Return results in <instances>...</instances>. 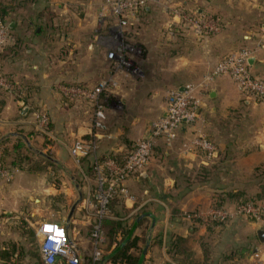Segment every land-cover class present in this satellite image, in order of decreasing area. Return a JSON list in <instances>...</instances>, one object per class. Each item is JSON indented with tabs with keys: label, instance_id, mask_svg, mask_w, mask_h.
<instances>
[{
	"label": "crops",
	"instance_id": "1",
	"mask_svg": "<svg viewBox=\"0 0 264 264\" xmlns=\"http://www.w3.org/2000/svg\"><path fill=\"white\" fill-rule=\"evenodd\" d=\"M81 1L80 8L89 12L85 14L97 18L103 0ZM0 2L16 6L6 18L13 42L0 59L13 86L12 92L0 89V151H8L5 164L17 150L38 164L32 170L29 160L13 164L11 177L0 184V251L9 242L17 246L10 260L0 256V264L14 261L31 235L41 257L37 228L43 220L66 228L83 264L92 254L95 182L88 169L92 157L76 164L69 150L72 142L93 136L95 154L104 156L131 150L150 124L164 115L169 90L200 80L228 52L255 47L264 31V0H163L145 7L124 30L126 40L140 51L132 56L142 68L137 65V75L129 68H112L106 57L109 26L100 23L104 32L95 33L98 25L86 15L72 17L74 2ZM177 5L217 16L222 29L202 38L178 28L171 14ZM66 10L72 11L63 14ZM248 65L253 75L264 79V48L253 53ZM108 76L117 81L108 98L112 94L118 106L107 99L105 128L94 130L92 103L82 97L66 98L60 87L95 85ZM37 110L48 116L45 129L34 119ZM198 132L215 144L213 157L202 151L179 152L182 142ZM260 185L264 102L239 92L229 76H217L202 95L198 119L182 123L171 146L158 138L141 175L124 181L129 192L117 205L131 225L129 235L145 240L138 264H182V256L172 249L174 236L187 239L194 264H264L258 225L236 215L225 221L191 215H204L218 201L231 208L235 202L231 194L255 196ZM105 247L108 254L114 244Z\"/></svg>",
	"mask_w": 264,
	"mask_h": 264
},
{
	"label": "built area",
	"instance_id": "2",
	"mask_svg": "<svg viewBox=\"0 0 264 264\" xmlns=\"http://www.w3.org/2000/svg\"><path fill=\"white\" fill-rule=\"evenodd\" d=\"M163 0H103L100 5L99 17L111 20L106 57L111 61L113 69L129 68L136 74L139 72L133 62V55L139 54V49L125 38L124 30L131 19L140 10L150 5L161 4ZM172 17L180 28L188 29L194 36L205 38L219 33L222 25L217 19L207 17L195 10H186L177 5L172 9ZM13 42L8 21L0 18V59L5 48ZM264 48V31L253 49L240 48L222 56L198 81H191L168 92V100L164 115L150 124L147 133L139 138L133 148L125 153L122 161L112 157L98 159L95 156L96 142L76 139L69 150L76 164L87 156L92 155L93 179V221L90 231L92 245L91 263L104 264L102 256L105 235L101 227V218L107 214V205L117 193L126 197L128 191L124 181L132 175H141L147 166L153 147L158 138H162L167 146H171L177 138L182 123L193 124L199 117L202 95L207 91L209 83L215 77L227 75L235 84L237 90L244 95H252L264 102V79L252 74L248 59L259 49ZM134 68V69H132ZM137 69V71H136ZM117 86V81L108 76L99 80L95 85H61V90L68 98L82 97L93 105L92 128L102 130L106 125V100L109 93ZM0 89L12 92V83L5 76L0 64ZM34 119L44 129L49 119L44 111L34 112ZM202 151L207 157L216 153L215 144L204 133L198 132L188 141L179 146L180 153H195ZM11 177V169L6 168L0 159V184ZM192 217L207 220L225 221L231 216H242L264 229V201L248 200L234 204L231 208L226 205L212 206L204 215L193 212ZM39 236L40 255L43 264H82L80 250L66 228L56 221L43 220L37 228Z\"/></svg>",
	"mask_w": 264,
	"mask_h": 264
},
{
	"label": "trees",
	"instance_id": "3",
	"mask_svg": "<svg viewBox=\"0 0 264 264\" xmlns=\"http://www.w3.org/2000/svg\"><path fill=\"white\" fill-rule=\"evenodd\" d=\"M15 7L16 6L14 4L0 2V18L7 21L6 18L12 12L15 11ZM205 15L207 17L217 19V21L220 22V19H218L217 16L215 15L212 14H205ZM16 41L17 40L15 39V42ZM66 98L68 97L66 96ZM84 139L86 141H94V142L97 141L93 136H87L84 137ZM154 147H153V152H154ZM124 155L125 153L124 154L110 153V154H105V156L95 154V156L98 159H103L104 157H112L117 161H122ZM8 156H9L8 151L6 149L0 151V159L6 168L12 167L13 164L19 165L24 160H29V162L31 161V158L28 155L25 154L23 155L21 154L20 150H17L16 154L14 156H11L8 164H5V159ZM90 156L92 158L90 159V161L88 160V164H89L88 169H89V173L93 175V160H94L93 156L90 154L85 156L83 159L88 158ZM34 168H38V164L35 162H30L29 169L32 170ZM259 189H260L259 193H257L255 196H247L241 192H234L233 194H231V198L235 200L234 204L245 202L248 200L264 201V185H260ZM121 197L123 196L117 193L110 199L107 205V209H108L107 214L101 218V227L103 229L106 238L105 240L106 250L110 249L111 245L114 244V247L110 249V252L108 254H103L102 260L104 264H138L139 255L142 250L141 241H143L144 238L138 235H132V236L129 235L131 225L127 224V221L124 219L122 212L118 208L117 204L121 200ZM215 205L222 206L224 205V203H222V201H218L215 203ZM171 241H172L171 242L172 249L175 251L176 254L182 256L180 262L182 264H194L193 262L194 252L189 246H186L187 239L174 236ZM16 247L17 246L15 245V243L9 242L7 249H3L0 251V256L2 257V259L4 261L10 260V258L13 257V255L17 251ZM90 263H91V258H87L83 264H90Z\"/></svg>",
	"mask_w": 264,
	"mask_h": 264
},
{
	"label": "rangeland",
	"instance_id": "4",
	"mask_svg": "<svg viewBox=\"0 0 264 264\" xmlns=\"http://www.w3.org/2000/svg\"><path fill=\"white\" fill-rule=\"evenodd\" d=\"M58 1V0H56ZM71 3L74 2V5L71 7L73 9L72 10H66V11H62L63 14L65 13H69L68 11H72V17H88L90 20L93 21V23L97 24V28L95 30V33L97 32L98 34H102L103 28L100 27V23L102 25V23H106V25H111V20L108 18H105V21H103V19H100L99 15L95 16V19H93V17L91 15L85 14L86 12L89 13L88 11H83L81 7V5L83 4L81 0H67ZM93 1H101V0H93ZM59 3V2H58ZM97 13V10L95 11ZM51 15L52 17L55 15V11H51ZM9 21V19L7 20ZM98 22V23H97ZM104 32V31H103ZM106 34V33H105ZM134 59V58H132ZM139 60L137 59V62ZM135 65V62H134ZM140 67V69L142 70L140 63L136 64L135 67L138 68V66ZM134 69V68H132ZM138 68V70H140ZM137 71V69H136ZM139 73V72H137ZM137 75V74H136ZM113 102V103H112ZM107 103H112V105L116 108V106H118L115 97L111 94V97L108 98V102ZM120 108V107H118ZM152 157V156H151ZM93 176V175H92ZM129 192V191H128ZM9 264H42L41 263V257L39 256L38 252H37V242L34 241V238L31 235V238L28 237V243H27V247L24 249V251H20L19 255L15 258L14 261H10Z\"/></svg>",
	"mask_w": 264,
	"mask_h": 264
},
{
	"label": "water",
	"instance_id": "5",
	"mask_svg": "<svg viewBox=\"0 0 264 264\" xmlns=\"http://www.w3.org/2000/svg\"><path fill=\"white\" fill-rule=\"evenodd\" d=\"M9 26L11 27V25H9ZM24 110H25V109H24ZM73 208H74V207H72L71 212H72ZM257 234H258L259 239H260L261 241H263V240H264V230H263L261 227H259V229H258V231H257ZM143 254H144V252L142 253V255H143Z\"/></svg>",
	"mask_w": 264,
	"mask_h": 264
}]
</instances>
